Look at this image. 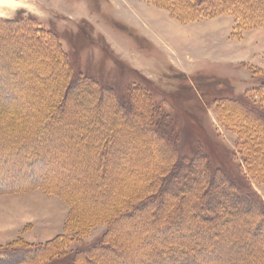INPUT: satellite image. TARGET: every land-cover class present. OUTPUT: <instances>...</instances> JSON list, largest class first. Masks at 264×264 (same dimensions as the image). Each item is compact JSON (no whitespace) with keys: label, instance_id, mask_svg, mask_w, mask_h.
<instances>
[{"label":"rangeland","instance_id":"374dc122","mask_svg":"<svg viewBox=\"0 0 264 264\" xmlns=\"http://www.w3.org/2000/svg\"><path fill=\"white\" fill-rule=\"evenodd\" d=\"M18 1L0 9V18L20 19L0 21V62H12L0 74L18 72L2 77L21 89L0 105V174L25 176L0 188V247L42 244L33 264L85 254L92 264H154L181 238L178 224L146 222L134 204L170 175L147 212L164 216L160 204L173 201L195 225L182 239L198 256L264 264V222L242 220L246 204L234 192L245 178L264 211V121L231 99L264 110V0ZM33 23L55 30L66 54L52 39L23 37ZM78 71L85 81L72 80ZM34 153L50 168L39 163L40 180L30 181V167H17ZM127 206L135 211L120 217ZM204 207L225 219L199 223Z\"/></svg>","mask_w":264,"mask_h":264},{"label":"trees","instance_id":"16d2710c","mask_svg":"<svg viewBox=\"0 0 264 264\" xmlns=\"http://www.w3.org/2000/svg\"><path fill=\"white\" fill-rule=\"evenodd\" d=\"M28 18L34 19L33 16H29ZM1 20L4 21L3 22L4 24H10V25H13L14 22L20 21L19 18H15V19L0 18V21ZM8 32H9V34L12 33L11 31H8ZM21 35L23 37L24 36L29 37L34 42H38V43H39V41H42L43 38L52 39V41H54L53 45L55 44V46H56V44H57V46H60L61 51L64 54H66V51L63 49L62 42L58 39V33L55 30L47 28L40 23H33L32 25H29L28 30H22ZM18 46H20V44H18ZM16 56L21 57L22 54H17ZM51 57L53 58V60L58 62V59L55 56V54H52ZM14 58H16V57H14ZM1 59L3 60V61L1 60V62H0V66L2 69H5L6 67L10 68V65L12 66V62H10L11 61L10 58L7 61L3 57H1ZM17 68H19V67H17ZM28 70H29V73H34V68L32 66H30ZM11 72L13 75H16V76L19 74L16 71H14V72L11 71ZM12 74L11 73H8V75H7V73H5L3 75L0 74V105H1V107H10L9 105L11 103L13 104L16 101L17 96L21 90V89L20 90L18 89L19 88L18 85L11 82V79L2 77L4 75H7V76H9V78H11ZM81 74L82 73L80 71H78V74L73 72L71 75L72 80H74V79L78 80V79L82 78ZM83 81H85V80H83ZM263 84H264V82L260 83L257 87H261ZM67 89H68V87H67ZM231 99L236 101V102L241 103L242 105H244V108L246 110L250 111L253 115H255L256 118L264 121V110H259L256 107L250 105L248 103L247 98L241 97V96L240 97L232 96ZM8 146H9V144H8ZM36 148H39V145L32 147L31 150H34ZM29 155H28V158L27 157L26 158L21 157L19 159L20 163L18 164L17 169L20 171H23L25 168L30 167L33 176H30L31 178H29V180L30 181L40 180L39 179L40 175H39V172H37L36 167L37 166L40 167V164H41V166H46V168H50V163H49V161H46V160L44 161L41 159L39 160L40 161L39 162L38 157H36V155H37L36 153L31 154L30 156ZM20 156H18V157H20ZM105 156L106 155L104 154V157ZM2 158L4 161H9L8 159L10 157H9V154L6 153L4 155V157H2ZM106 158H108V157H106ZM104 161L105 160H103V162ZM10 163H12V159H11ZM4 164H7V166L9 165L7 162H4ZM1 165H3V164H0V166ZM1 174H0V188H2V189L8 188V186H10L12 184V182H10L9 180L13 181V180L20 178V177L24 178V176H25L24 173H22V175L20 176L19 171L16 175H14V173H11L10 175L8 173L2 174V175ZM170 177L171 176L169 175V176H165L162 178L161 185H159V187L162 186L160 190L156 189L154 191V189H152V188L154 187L155 181H153V180L150 181V183L147 185L152 187L151 189H149V191L150 190H152V191L150 193L146 194L144 197H142L141 201H138L136 204H134L135 208L137 207L141 211L142 210L145 211L144 214H146L148 217L145 220L146 222L150 221V218H153V220L161 222V228L164 226L169 228L171 221H173V220L177 221L176 223L178 224V226H175L174 228L175 229L177 228V232L179 234V237H181V238H178L179 240H176V243H172V244L168 243V245L166 244L165 248L163 247V249H162L163 253L161 252L159 256H157V255L155 256L154 261H153L154 264H214L213 256H211L210 254H208L207 256H205V255L204 256H198L197 253H195L196 245L194 244V245L188 246L187 242L189 239H187V238L184 240L182 239L183 238L182 236L184 235L185 230L188 229L189 227H193V225H194V224H192V225L190 224V226H187L185 224V220H186V210L185 209H186V207H183L182 212L180 214H178V213L175 214L173 211L174 206H172L173 201L169 205L167 203L163 204V202H162L160 205H162V206L166 205L164 207L165 210L163 211L164 216H162V215H161V217L152 216V212L151 213L149 211L147 212L146 209L150 208V210H151V203L153 202V200H155V201L159 200L160 202L163 201V199H162V197H160V195H161L162 191L164 190V186H167V185H164L165 182L168 181L170 179ZM1 179L5 180V181H2ZM239 179H238L239 184L237 183L238 185L235 186L234 192H236L237 197L239 196L238 198L240 200L244 201L246 204L245 206H246L247 210L244 211L242 209L246 214L242 220L245 221V220L249 219L250 214L251 215H257V216H259L258 217L259 219L256 221V223L258 224V226H261L263 228L262 222H264V211H263V207L261 206L262 196L256 190H254L251 187L250 183L245 178H239ZM6 182H8L9 184L8 183L5 184ZM181 188H183V187L182 186L179 187V189L177 191L178 194L182 191ZM204 194H205V192H204ZM232 194H233V191L228 193V195H230V196H232ZM181 196L187 198L189 195H187V192L183 193V191H182ZM128 197L132 198V195H128ZM204 208L206 211H202L200 208H198L199 211L201 212L200 217H198V215H197V217H198L197 218L195 215L193 218V219L197 218L199 223L201 222L202 219L204 221H208V223L218 221V219H225L224 218L225 217L224 212H222V214H221L219 211H217V213L211 214V211H208L206 209V207H204ZM134 211H135L134 208L127 206L125 208V210H123L122 213L120 214V217L125 216V215H130ZM259 211H262V212L259 214ZM196 213L198 214L199 212L195 211V214ZM188 214H190V212ZM199 218H201V219H199ZM217 224H219V223L216 222V225ZM200 225H202V223ZM213 228H214L213 225L206 227V229L209 231H211V229H213ZM255 228H258V227L255 226ZM162 230H163V234L167 233L166 232L167 228L162 229ZM144 232L146 233L147 237L154 235V231L152 229L151 230L149 229V230L144 231ZM210 233H211L210 238H209V239H211L210 241H215V239H217L216 236H214L212 234V232H210ZM262 233L263 232H261L260 234H262ZM204 235L208 236V233L206 232ZM166 249H168V251H169L168 253H171V252L174 253V251H176L175 254H177V255L175 257H177V258H172L173 260H171V258L164 253L165 252L164 250H166ZM43 250H45V247H43L42 244H36V245L12 244V245L3 246V247H0V264H25V263H30V264L32 263L33 264L37 261V258L43 253ZM81 253H83V252H79V255L82 258L83 256ZM85 257H88V255H86V254L84 255V260L86 259ZM68 260H70V257L68 258ZM82 260H83V258H82ZM82 260L76 261L74 264H86L88 262L92 264V262H93L91 260V258L90 259L88 258L85 262H82ZM73 262H72V264H73Z\"/></svg>","mask_w":264,"mask_h":264},{"label":"bare ground","instance_id":"6f19581e","mask_svg":"<svg viewBox=\"0 0 264 264\" xmlns=\"http://www.w3.org/2000/svg\"><path fill=\"white\" fill-rule=\"evenodd\" d=\"M19 4L18 0H0V9L6 6H15ZM1 11V10H0ZM2 38V37H1ZM94 116V115H93ZM84 189V188H83ZM89 203V202H88ZM57 211V210H56ZM248 220V219H247ZM226 239V238H225ZM134 240V239H133ZM238 245V244H237Z\"/></svg>","mask_w":264,"mask_h":264}]
</instances>
